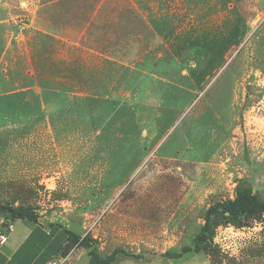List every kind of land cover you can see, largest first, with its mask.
<instances>
[{"label":"rangeland","instance_id":"rangeland-1","mask_svg":"<svg viewBox=\"0 0 264 264\" xmlns=\"http://www.w3.org/2000/svg\"><path fill=\"white\" fill-rule=\"evenodd\" d=\"M38 6L32 19L34 5L0 3V70L47 76L63 61L90 118L56 131L32 94L0 92V119L10 104L27 115L0 127V226L5 207L59 219L92 241L66 264L116 250L136 257L110 264H264V212L238 228L217 219L199 253L164 257L192 245L210 206L264 200V0Z\"/></svg>","mask_w":264,"mask_h":264},{"label":"trees","instance_id":"trees-1","mask_svg":"<svg viewBox=\"0 0 264 264\" xmlns=\"http://www.w3.org/2000/svg\"><path fill=\"white\" fill-rule=\"evenodd\" d=\"M41 37L47 38V36L44 35L40 36V38ZM48 38L51 40L50 37ZM2 49L3 41L0 44V50ZM62 65H64L63 61L60 62L58 69L54 73L50 74L49 72L47 76L43 71V67L38 68L40 71L36 67L32 74H30L26 68H24L23 71H20V73H15L11 67L6 70L5 73L0 70V92L8 95L7 98L10 100L12 98L16 99L17 95L32 94L35 98L34 100L36 101L35 111L38 112L36 115H40V117H47L50 125L56 131L65 129L68 122L66 118H68V116L77 120L78 123H82V121L89 123V100H91V98L89 97V99L74 93L72 87L67 82L68 80L65 79V73L63 75L64 68H62ZM58 75H61L62 77L53 79V77ZM78 76L79 78L77 81L81 79L80 75H76V77ZM36 86L39 87L38 92L26 91ZM104 95L105 92L97 93V95L92 97L94 98L92 100H104ZM101 105H103V103ZM17 106V104H10L9 111L2 110V113L5 111L6 119H0V127L7 126L8 124H17L20 120H22V118L23 122H26L25 119H27V115L21 111L22 107ZM15 108L18 112L15 111ZM5 211L10 217V221L19 219L36 222L38 218V215L30 206L18 208L5 207ZM256 212H264V200L260 201L250 192L239 191L234 196L233 200L212 205L207 209L201 232L193 238L191 246L184 245L177 252L167 251L164 253V257L177 260L189 252L199 253L202 250L203 245H207L208 240H211V235L218 225L216 223L217 219L221 220V222L226 225L238 228L242 227L243 220L246 216L253 215ZM6 223H3L0 226L1 230H3V226ZM67 235L68 244L61 254L62 256H65L70 252V245L86 249L90 248L92 245V241L90 239L79 237L70 231L67 232ZM119 256L132 258L136 257V255H129L121 250H116L110 254L106 262L102 264H110Z\"/></svg>","mask_w":264,"mask_h":264},{"label":"crops","instance_id":"crops-1","mask_svg":"<svg viewBox=\"0 0 264 264\" xmlns=\"http://www.w3.org/2000/svg\"><path fill=\"white\" fill-rule=\"evenodd\" d=\"M107 2L108 0H0L1 4L34 5L33 11H30L32 19L38 18V5L86 3L100 8ZM94 13L97 16V12ZM30 160L35 159H21L20 162L24 163ZM8 161L1 159L0 164H9ZM67 232L69 229L59 219L53 218L51 215L40 216L38 214L36 222L19 219L9 221L3 226V230L0 228V241H2L0 243V264H47L51 260L58 259L68 244ZM74 251L75 249L71 254Z\"/></svg>","mask_w":264,"mask_h":264},{"label":"built area","instance_id":"built-area-1","mask_svg":"<svg viewBox=\"0 0 264 264\" xmlns=\"http://www.w3.org/2000/svg\"><path fill=\"white\" fill-rule=\"evenodd\" d=\"M0 243H2V241H0ZM69 256H70V254L66 255V256H61L58 259L51 260V261L47 262V264H66Z\"/></svg>","mask_w":264,"mask_h":264}]
</instances>
